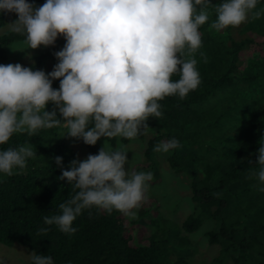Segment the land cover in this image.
<instances>
[{
  "label": "trees",
  "instance_id": "obj_1",
  "mask_svg": "<svg viewBox=\"0 0 264 264\" xmlns=\"http://www.w3.org/2000/svg\"><path fill=\"white\" fill-rule=\"evenodd\" d=\"M26 2L40 7L46 0ZM222 2L210 1L206 9L209 19L199 27L202 47L192 58L197 60L200 85L184 99L173 95L158 101L162 116L146 121L150 136L143 159L132 166L133 172L152 173L153 182L155 143L175 138L181 145L167 153L166 161L176 173L186 175L194 210L178 226L171 223L170 229L166 227L167 240L143 236L134 220L123 218L116 210L109 215L97 207L82 210L73 221L74 233L44 223L45 216L61 214L59 205L75 195L66 180L53 179L68 170V156L73 158L61 136L64 127L59 126L40 129L32 136L14 133L0 145V151L21 146L35 151L42 143H51L48 154H43L45 166L30 162L24 170L14 169L12 176L0 172V243L21 244L31 253L50 256L53 264H187L188 242L175 236L179 229H197L204 218L212 221L205 231L207 243L218 246L210 264H264V191L257 187L254 175L261 168L255 162L264 143V15L260 19L250 16L241 26L217 31L209 24L216 20L215 8ZM262 9L264 0H258L254 11ZM17 18L14 12H0V26ZM24 39L10 30L1 33L0 59L5 56V46ZM57 51L54 43L31 58L39 65L49 59L54 68ZM179 78V74L171 77L173 81ZM59 85V79L52 80L53 89ZM57 118L62 119L59 111ZM101 138L111 146L115 143V138ZM82 144L87 153L77 161L101 149L83 140ZM55 157L62 158L60 167ZM156 207V201L145 198L137 217ZM249 211L254 216L245 220ZM42 228L48 231L41 232Z\"/></svg>",
  "mask_w": 264,
  "mask_h": 264
},
{
  "label": "clouds",
  "instance_id": "obj_2",
  "mask_svg": "<svg viewBox=\"0 0 264 264\" xmlns=\"http://www.w3.org/2000/svg\"><path fill=\"white\" fill-rule=\"evenodd\" d=\"M257 3L224 0L215 8L216 20L210 27L220 31L238 27L250 16L260 19L264 9L254 11ZM210 4V0H46L35 7L26 0H0V12L18 17L8 24L9 30L25 37L14 47L37 49L53 45L58 36L66 40L47 75L19 63L0 65V145L14 133L32 136L59 126L86 145H95L101 137L135 139L143 134L149 117L162 116L158 101L173 95L184 99L200 85L192 57L202 47L199 27L209 19ZM200 56L206 63V55ZM174 74L179 80L171 79ZM56 79L59 90L52 88ZM48 102L55 105L52 111H45ZM57 109L62 119L57 118ZM180 146L173 138L154 151L168 153ZM126 153L123 145L113 150L104 144L98 154L74 159L58 179L71 184L75 195L59 205L61 214L45 216L44 223L74 233L73 221L91 207L134 217L132 210L145 199L153 177L150 172L126 171ZM34 155L30 146L2 150L0 172L12 176ZM55 163L60 167L62 158L55 157ZM255 163L261 168L254 175L264 184V143ZM30 260L53 264L50 256L36 252L30 253Z\"/></svg>",
  "mask_w": 264,
  "mask_h": 264
},
{
  "label": "rangeland",
  "instance_id": "obj_3",
  "mask_svg": "<svg viewBox=\"0 0 264 264\" xmlns=\"http://www.w3.org/2000/svg\"><path fill=\"white\" fill-rule=\"evenodd\" d=\"M211 1V0H210ZM250 18V17H249ZM16 20V19H15ZM15 20L9 21L4 25L0 26V34L9 30L10 23ZM215 20H212L209 25H211ZM243 24V23H242ZM241 24V25H242ZM240 25V26H241ZM24 40H15L9 43L4 47L5 56L3 59H0V65H7L9 63L16 64L19 63L23 67H29L33 71L43 70L47 75L53 70V64L49 59H44L41 64H37L35 60L31 58L33 55H37L41 52L43 45L37 49L26 48V45H23L25 48L18 49L14 47L15 44L22 43ZM56 47L60 50L64 47L66 40L65 38H58L55 40ZM22 50V51H21ZM59 90V86L55 88ZM55 108V105L52 102H48L45 107V111H52ZM58 111V109L56 110ZM232 127L230 128V130ZM67 129L61 133L64 143L71 148L73 152V158L68 156L67 158V168L69 170L70 163L75 159L79 160L86 155V148L82 144V139H77L70 137L66 134ZM142 137L135 139H125L122 137H115V143L111 146L103 138L97 140L96 144L101 148L104 146H111L113 150H116L121 145L124 146L126 153V164L124 165L125 170L129 172L132 171V166L135 163L141 162L143 159V151L146 145V141L150 136V132L147 128L145 131L142 129ZM51 136L44 135V138L48 139ZM53 138V136L51 137ZM44 140V139H43ZM42 140V141H43ZM55 141V139L53 138ZM161 141L155 143L154 148L159 145ZM51 143L44 144L42 143L37 146L35 149L36 155L32 158H28L26 163L34 162L36 164L47 162L46 156L43 154H48V147ZM167 153H161L154 151L153 149V159H154V168L153 174L155 180L153 182H148L149 187L145 193V198H151L157 202V207L150 210L147 214L142 217H137L135 214L134 217H129L121 213L123 218L127 220H134L137 227L140 228L143 236H152L159 242L162 240H167V228L172 227V224L178 226L184 217L194 210V203L190 200V191L188 186V179L186 175L182 172L176 173L172 170L166 161ZM62 172H58L53 176L54 182L59 181L58 177L61 176ZM257 187L260 189L264 187V184L258 182ZM137 213V208L132 210ZM196 213V212H195ZM254 214L249 211L245 213V220L253 218ZM164 221V223L161 222ZM165 225V226H164ZM212 226V221L202 218L200 225L197 229L186 232L184 230H178L179 237L182 236L184 241L188 242L190 253L185 257V262L187 264H210L213 255L216 253L218 248L217 245H210L207 243L205 231ZM215 226V224H214ZM30 251L23 245L18 243H12L11 245H4L0 243V264H29L30 261Z\"/></svg>",
  "mask_w": 264,
  "mask_h": 264
}]
</instances>
